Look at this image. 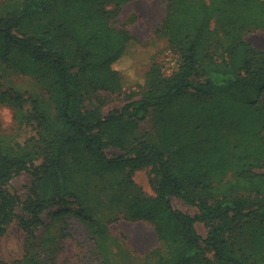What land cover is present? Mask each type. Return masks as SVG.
Listing matches in <instances>:
<instances>
[{
  "label": "trees",
  "instance_id": "trees-1",
  "mask_svg": "<svg viewBox=\"0 0 264 264\" xmlns=\"http://www.w3.org/2000/svg\"><path fill=\"white\" fill-rule=\"evenodd\" d=\"M127 1L0 0V62L28 60L33 74L48 79L55 110L40 164L0 140V237L20 203L7 186L25 172L33 178L23 203L30 218L18 222L26 241L51 206L74 204L97 233L88 192L99 182L104 195L113 191L110 202L126 203V220L153 225L164 251H152L154 261L144 264H196L207 251L216 264H264V51L244 39L264 31V0H166L156 33L179 63L170 75L152 63L143 77L129 64L140 41L113 26ZM143 81L140 97L107 117L84 105L92 92L116 93ZM29 102L43 121L39 101ZM150 115L152 132H142ZM106 147L120 154L108 157ZM145 168L157 181L153 197L108 180ZM171 197L197 214L174 209ZM197 222L208 226L204 238ZM255 224L246 252L236 243Z\"/></svg>",
  "mask_w": 264,
  "mask_h": 264
},
{
  "label": "rangeland",
  "instance_id": "rangeland-1",
  "mask_svg": "<svg viewBox=\"0 0 264 264\" xmlns=\"http://www.w3.org/2000/svg\"><path fill=\"white\" fill-rule=\"evenodd\" d=\"M165 5L166 0H129L121 6L120 13L113 20L115 28L127 30L140 41L130 54L129 64L142 77L152 63L159 64L165 75L174 72L179 63L177 52L156 33L165 17ZM244 39L264 51V31L247 32ZM29 64L28 60L21 58H16L8 66L0 62V140L19 152L29 153L34 164L38 165L48 154V141L52 139V127H55V110L48 79L33 74ZM143 83L127 85L116 93L92 92L84 98V105L87 109L98 108L101 115L107 117L111 112L120 110L125 103L138 99L144 89ZM16 96L22 97L23 101H15ZM29 98L39 101L45 118L43 121L32 116ZM140 128L142 132H152L151 115ZM105 153L112 157L120 151L106 147ZM113 179H120V185L127 186L131 195H155L157 181L150 168L127 170L108 177V180ZM32 182L31 175L24 172L7 186V191L16 194L20 203L15 209L13 222L0 237V264H25L27 255V264H38L39 259L45 264H144L154 261V257L150 256L152 251H164L153 225L145 221L126 220V203L110 202L113 191L107 190L104 195L102 183L95 181L96 185L89 190L88 197L92 200L90 209L96 216L97 233L76 215L74 204L51 206L40 215L41 223L32 226L34 238L26 241L25 231L18 222L20 218H30L23 209V203L31 194ZM169 200L174 209L190 216L197 214L195 207L180 199L171 197ZM115 217L116 220L108 223ZM102 224L105 227L102 228ZM195 226L204 238L208 226L202 222H197ZM254 226L257 227V224L244 229L236 243L246 252L253 248L249 233ZM196 264L216 263L212 253L207 251L205 259Z\"/></svg>",
  "mask_w": 264,
  "mask_h": 264
},
{
  "label": "clouds",
  "instance_id": "clouds-1",
  "mask_svg": "<svg viewBox=\"0 0 264 264\" xmlns=\"http://www.w3.org/2000/svg\"><path fill=\"white\" fill-rule=\"evenodd\" d=\"M112 67H113V70H119V69L116 67L115 63L113 64ZM127 75H128L129 77H134V73L131 72V71H129V72L127 73Z\"/></svg>",
  "mask_w": 264,
  "mask_h": 264
}]
</instances>
